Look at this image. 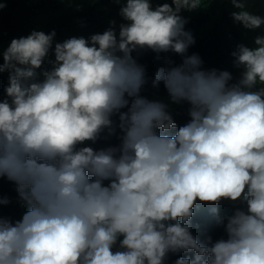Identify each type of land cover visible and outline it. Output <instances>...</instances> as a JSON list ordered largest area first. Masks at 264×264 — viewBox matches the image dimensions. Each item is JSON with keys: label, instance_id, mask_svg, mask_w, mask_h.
<instances>
[{"label": "clouds", "instance_id": "clouds-1", "mask_svg": "<svg viewBox=\"0 0 264 264\" xmlns=\"http://www.w3.org/2000/svg\"><path fill=\"white\" fill-rule=\"evenodd\" d=\"M57 3L115 16L0 46V264H264V0Z\"/></svg>", "mask_w": 264, "mask_h": 264}, {"label": "trees", "instance_id": "trees-1", "mask_svg": "<svg viewBox=\"0 0 264 264\" xmlns=\"http://www.w3.org/2000/svg\"><path fill=\"white\" fill-rule=\"evenodd\" d=\"M103 3L107 5L108 0H103ZM113 16L115 9H110L107 14L96 7H86L80 13L65 11L57 0H8V8L0 12V46L6 45L15 36L27 34L37 25L46 30L55 28L61 38L78 34L77 20L80 19L87 25L84 32L102 31L107 26V20ZM188 27L193 29L197 38V45L192 51L199 52L209 66H227L225 62L231 47L227 32L230 31L234 39H240V34L231 28L227 13L214 6L206 14L194 15ZM5 191H10L9 186L0 184V192Z\"/></svg>", "mask_w": 264, "mask_h": 264}]
</instances>
